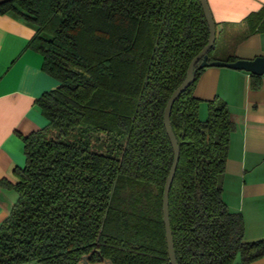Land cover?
<instances>
[{
    "label": "trees",
    "instance_id": "16d2710c",
    "mask_svg": "<svg viewBox=\"0 0 264 264\" xmlns=\"http://www.w3.org/2000/svg\"><path fill=\"white\" fill-rule=\"evenodd\" d=\"M7 14L35 27L27 48L60 87L36 101L47 125L21 137L16 184L0 182L18 194L0 226V264H170L163 192L174 153L164 112L209 40L200 0H0ZM198 66L171 112L177 264H252L264 239L247 241L244 217L222 198L234 122L221 100L200 120Z\"/></svg>",
    "mask_w": 264,
    "mask_h": 264
},
{
    "label": "crops",
    "instance_id": "0c3cea01",
    "mask_svg": "<svg viewBox=\"0 0 264 264\" xmlns=\"http://www.w3.org/2000/svg\"><path fill=\"white\" fill-rule=\"evenodd\" d=\"M207 2L216 23L213 61L264 57V0ZM257 18L256 32L249 34ZM35 33V27L15 15H0V182L11 185L16 184L13 170L26 164L21 137L47 125L36 101L60 87L42 71L41 55L27 48ZM255 77L245 71L209 67L200 73L194 91L202 101L200 118L214 100L225 102L230 110L234 132L222 198L230 212L244 217L249 242L264 239V75ZM17 200L14 189L0 186V226ZM252 264H264V258Z\"/></svg>",
    "mask_w": 264,
    "mask_h": 264
},
{
    "label": "water",
    "instance_id": "95a60500",
    "mask_svg": "<svg viewBox=\"0 0 264 264\" xmlns=\"http://www.w3.org/2000/svg\"><path fill=\"white\" fill-rule=\"evenodd\" d=\"M200 4L202 6L203 13L209 28V40L207 45L203 48V50L190 63L185 80L171 95L164 112V126L174 153L173 163L169 171L168 177L166 179L164 192H163V221L165 225L167 249H168L170 264H177V260L174 249L172 229L170 224L169 194L180 159V147L171 126V112L173 105L176 102V100L194 82L197 74V70H196L197 65H199L198 70H202L209 67H221V68H229L238 71H245L252 74L253 76H258V77L264 75V57H258L255 58L254 60H238L233 63L222 62V61H211V62L209 61L208 54L212 49H214L216 42V23L213 19L207 0H200Z\"/></svg>",
    "mask_w": 264,
    "mask_h": 264
},
{
    "label": "rangeland",
    "instance_id": "374dc122",
    "mask_svg": "<svg viewBox=\"0 0 264 264\" xmlns=\"http://www.w3.org/2000/svg\"><path fill=\"white\" fill-rule=\"evenodd\" d=\"M206 119H207V111H206V115L205 116L201 115L200 120L201 121H205ZM31 264H39V263H31Z\"/></svg>",
    "mask_w": 264,
    "mask_h": 264
}]
</instances>
